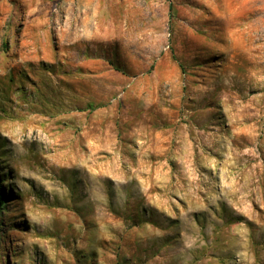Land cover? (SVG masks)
<instances>
[{"label": "rangeland", "instance_id": "obj_1", "mask_svg": "<svg viewBox=\"0 0 264 264\" xmlns=\"http://www.w3.org/2000/svg\"><path fill=\"white\" fill-rule=\"evenodd\" d=\"M0 264H264V0H0Z\"/></svg>", "mask_w": 264, "mask_h": 264}, {"label": "trees", "instance_id": "obj_2", "mask_svg": "<svg viewBox=\"0 0 264 264\" xmlns=\"http://www.w3.org/2000/svg\"><path fill=\"white\" fill-rule=\"evenodd\" d=\"M4 200H5V194H4L3 187H2V185L0 183V212H1L2 205L4 203Z\"/></svg>", "mask_w": 264, "mask_h": 264}]
</instances>
